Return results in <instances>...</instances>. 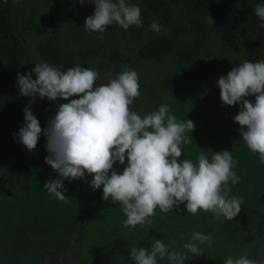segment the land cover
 <instances>
[{
    "label": "clouds",
    "instance_id": "9594fccd",
    "mask_svg": "<svg viewBox=\"0 0 264 264\" xmlns=\"http://www.w3.org/2000/svg\"><path fill=\"white\" fill-rule=\"evenodd\" d=\"M91 2L95 7L93 14L85 18L86 31L104 33L114 24L124 30L143 26L141 7L128 0ZM254 13L264 21V4H256ZM207 22L214 24L210 16ZM258 27L264 28V23ZM150 28L156 33L161 31L158 20ZM62 69L63 65L39 62L30 72L17 73L19 94L31 99L24 109V123L13 134L30 152L36 149L41 134L46 137L45 162L58 173V178L49 179L43 187L54 198L63 202L70 198L65 195V180L89 183L93 191L102 187V199L119 203L126 216L123 225L130 230L151 224L150 217L157 208L168 213L174 207L179 211L180 204L188 213L210 211L216 219L233 220L241 212L243 197L230 195L229 182H240L234 171L238 161L232 152L209 149V156L202 149L196 162L180 160L182 145L193 142L186 133H192L195 124L190 119L179 120L166 104L143 116L133 111L134 100L140 96L135 70L128 68L108 83L96 86L100 78L97 68L77 64L66 71ZM217 86L223 105L239 104L233 119L241 126L242 141L264 165V60H243L221 76ZM74 96L79 98L59 104L54 117L42 129L30 107L35 99L68 101ZM249 96H255L254 103L246 99ZM125 160L127 166L118 174L113 166L117 162L123 165ZM86 174L92 176L91 181ZM212 240L210 234L193 232L183 246L186 251L179 252L170 250L163 240L152 238L150 249L131 247L130 258L135 264H158V258L165 257L169 264H185L187 253L202 255L201 245L211 244ZM223 264H264V260L244 254L228 256Z\"/></svg>",
    "mask_w": 264,
    "mask_h": 264
},
{
    "label": "trees",
    "instance_id": "16d2710c",
    "mask_svg": "<svg viewBox=\"0 0 264 264\" xmlns=\"http://www.w3.org/2000/svg\"><path fill=\"white\" fill-rule=\"evenodd\" d=\"M47 1L0 0V175L6 170L15 174L13 184L20 194L11 202H5V206H2L4 213L1 214L12 211L20 221L23 215H29L25 219L26 225L23 224L25 228L22 227L11 239V248L17 247L22 255H26L23 252L27 247L44 252L47 245L54 243V251L50 254L55 258L60 251L65 256H72L71 250L80 243L82 235L80 227L76 225V218L72 219L74 215L70 216L68 212L62 213L56 221L58 232L52 230L45 218L42 197L47 195V190L42 185L49 179L58 178V173L45 162V156L48 155L45 150L46 137L41 134L36 149L30 152L13 135L19 132L24 123V109L29 106L19 94L17 86V73L25 68L24 38L36 40L34 49L41 62L63 65L62 70L65 71L77 64L92 68L96 62V66L103 65L109 72H119L115 66L138 72L139 67L133 55L150 67H165L170 61L166 71L155 73L158 81L155 86L172 89L177 79L183 78V68H205L208 64L223 68L228 64L232 69L239 66L241 60L256 53L260 55L264 51V28L258 25L264 21L255 15L254 8L256 4H264V0H128L130 4L141 7L143 26H131L127 30L115 24L109 26L104 32L106 37L118 36L120 40L117 46L109 48L100 43L82 47L70 43L69 31L75 26L64 22ZM55 2L63 6L60 0ZM84 4L78 0L74 12H78ZM209 16L214 24L207 22ZM154 20L160 23L159 33L150 28ZM128 37L133 44L137 43L134 54L122 48ZM220 54L224 61L218 60ZM152 83L139 76L141 98L134 100L133 111L138 112L149 101L150 92L154 91ZM96 86H99L98 80ZM258 167L260 172L256 177L249 168L243 171L248 176L242 173V187L250 190L251 182L247 178L251 175L255 191H251V196L244 201L234 221L225 222L220 217L219 222L212 226L215 235L220 233L223 236L221 243L233 247V250L247 246L256 252L264 244V165L259 164ZM63 205L73 206L71 203ZM72 234L76 235L73 240L70 239ZM227 251L231 253L230 249ZM40 257H43L42 252ZM162 264H169V261Z\"/></svg>",
    "mask_w": 264,
    "mask_h": 264
},
{
    "label": "rangeland",
    "instance_id": "374dc122",
    "mask_svg": "<svg viewBox=\"0 0 264 264\" xmlns=\"http://www.w3.org/2000/svg\"><path fill=\"white\" fill-rule=\"evenodd\" d=\"M60 1L63 2V6H58L55 0H48L47 4L55 8L54 11L61 15V19L64 22L70 26L72 24L75 26L72 31H69V41L74 46H97L103 44V46L109 48L117 46L120 43L118 36L106 37L104 33L89 32L84 29L85 18L91 16L94 12L95 6L91 0H85V4L80 7L78 12H74L78 0ZM35 41H32L29 37H25L23 40L25 44V68L21 74L30 72L35 67V63L41 62L35 53ZM136 46L137 43L134 42L133 44V41L128 37L127 43H124L122 48L134 54ZM222 57L220 54L218 58L220 62L221 60L224 61ZM133 58L139 67L138 76H143L147 81L150 80L154 86L156 82L158 83L155 73H163L171 64L168 61L169 65L167 64L165 67L161 65L156 67L152 65L150 67L148 64L139 61L135 55H133ZM244 60L252 62L264 60V51L260 55L256 53ZM101 63L103 62L101 61ZM96 64L95 62L94 67L100 73V78L98 79L99 85L108 83L111 79L116 78L119 73L128 69L124 66H115L119 69V72H109L107 69H104L103 65L99 67ZM230 70L231 66L228 64L223 68H214L210 64L205 68H183V73L181 74L183 78L177 79V83L172 86V89H162L151 85L154 91L150 92L149 101L143 104L144 106L138 113L143 116L158 110L160 105L166 104L179 120L190 119L194 122L195 128L193 132L186 133L187 136H192L193 142L188 145H182L183 154L179 158L180 160L190 159L196 162V157L202 149L209 156L211 155V150L213 152L222 150L231 151L233 158L238 161L234 171L240 177V182L236 185H231V182H229L232 186L230 195L243 197L246 202L248 197L251 196V191L252 193L255 191L252 185L254 180L250 175L247 178L251 182L250 190L243 188L242 183L244 179L242 173L248 176L247 172L243 171L249 168L254 172V177H256L260 172L258 167L260 163L258 154L252 153L242 141L239 131L241 126L233 119L239 112V104L234 106L223 105L220 99V89L217 86V80L221 76H226ZM35 78V74L33 73V79ZM21 97L26 99L29 104L31 98ZM77 98L79 97L74 96L70 97L68 101L62 99L49 101L47 98L40 99L37 97L30 107L33 114L40 121L41 128L44 129L47 127L49 119L54 117L59 104L68 103L71 99ZM142 98H144L143 95ZM246 99L253 103L255 102V96H249ZM30 162H33L32 158ZM30 162L28 161L29 167L31 166ZM126 166L127 164L121 165L117 162L113 167L119 174L122 173ZM14 175L7 170L0 175V264H82V262H90L91 264H135L130 258L131 247L150 249L152 238H155L163 240L166 244L170 245V250L185 252L186 250L183 246L191 240L193 232L210 234L213 240L211 244L206 243L201 245L203 250L202 255L192 256L191 253H187L189 258L185 261V264H207L208 262V264H223V260L228 256L236 258L244 254L264 260V244L256 252H253L247 246H240L233 250V247L221 243L224 238L220 233L215 235L213 232L212 226H215V222L218 223L220 218L216 219L212 212H205L203 210H198L193 215L188 213L184 204L179 205V211L174 207L168 213H161L159 208H157L155 215L150 217L152 220L151 224L137 225L130 230L129 227L123 225L126 216L122 212L119 203H113L111 198L108 201H104L102 199V187L93 191L89 183L81 180L64 181V185L67 188L65 195L66 197H70L67 202L54 198L48 191L46 192L47 195L42 197L45 208L44 212L46 214L45 218L52 226L54 232H58L56 221L61 217L62 213L68 212L70 216L74 215L72 219L76 218V225L81 229L82 239L71 250L73 255L70 257L65 256L60 251V254L53 258L50 253L54 251V243H51L47 236V241L51 244L45 247L44 252L39 249L36 250L33 247H27L23 253H27L28 255H22V251L19 248H11V239L21 231L22 227L25 228L23 224L26 225L27 221L25 219L29 215H23L20 221L12 211L11 213L6 211V215L1 214L4 213L2 206H5V202H11L17 195H20L13 184L15 182ZM11 178L13 179L11 180ZM86 179L91 181L92 176L86 174ZM65 203H71L75 208L63 205ZM40 218H42L41 214ZM234 219L227 220L223 217V221L225 222L234 221ZM18 220L19 222L16 223ZM75 237L76 235L72 234L70 239L73 240ZM228 249H230L231 253L227 251ZM41 252L43 257H40ZM2 259L3 263H1ZM166 260L167 257L162 260L158 258V264H162Z\"/></svg>",
    "mask_w": 264,
    "mask_h": 264
}]
</instances>
